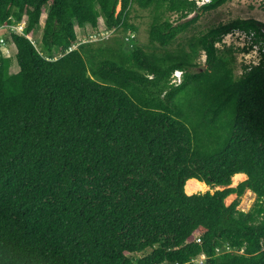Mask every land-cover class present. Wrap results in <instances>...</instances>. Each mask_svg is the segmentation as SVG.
Returning <instances> with one entry per match:
<instances>
[{
  "label": "trees",
  "instance_id": "obj_1",
  "mask_svg": "<svg viewBox=\"0 0 264 264\" xmlns=\"http://www.w3.org/2000/svg\"><path fill=\"white\" fill-rule=\"evenodd\" d=\"M230 1L0 0L16 47L0 53V264H264V22L182 38ZM236 31L261 52L240 75L219 47ZM191 179L223 189L189 195Z\"/></svg>",
  "mask_w": 264,
  "mask_h": 264
},
{
  "label": "rangeland",
  "instance_id": "obj_2",
  "mask_svg": "<svg viewBox=\"0 0 264 264\" xmlns=\"http://www.w3.org/2000/svg\"><path fill=\"white\" fill-rule=\"evenodd\" d=\"M204 1V0H200ZM198 7H201L202 5H197ZM120 6L117 7V12L119 11ZM197 21L193 23L186 31L182 34V38L190 37V36H200L204 33H206L209 29L218 26L219 24L228 23L235 19H256L258 21L264 22V0H234L227 2L223 4L221 7H219L217 10L214 11H207V12H200L196 14H192L188 17V19H192L193 17H196ZM45 14L41 18V25L39 27L38 32L34 35L33 40L36 45L38 44V40L41 39L42 32H43V26L45 23ZM171 22L176 25L179 21L177 19V16L174 14H171ZM130 23L136 26L137 31L133 32L134 36H136L137 41L142 44L148 43V27L150 23V17L149 12L145 10H141L139 8H134L133 12L131 13L130 17ZM18 26V25H17ZM22 27H24V22L20 24L18 27V31H22ZM13 30H16V28L11 27ZM99 30L106 29V26L103 23V20H99V27L97 28ZM77 34H78V40L79 42H87L91 40H98L102 36H104L101 32H94L91 28H76ZM97 31V30H96ZM128 34L127 36H129ZM112 37V36H111ZM110 37V38H111ZM0 38L6 39L7 43L4 42V44H0V53H4L5 56L11 57L12 59L14 54L16 53V47L13 42H11V30L10 29H1L0 27ZM224 40L226 42H222V44H219L220 49H223L224 47H232L234 51H236V64H235V74L240 75L242 73V65H249L250 61H254L253 59L247 60L244 57V51L242 50L244 47L247 48L249 45H251L248 42H245L243 38L238 37L237 31L234 33H230L227 36L224 37ZM225 43V44H223ZM12 47V51H8L7 48ZM239 50V52L237 51ZM259 51H257L255 54L250 56L251 58H258ZM205 54H201V59L199 63L201 64L202 68H204L205 63ZM260 58L258 59V61ZM18 67L15 63H13L11 67V72L16 73L18 71ZM174 84V83H173ZM246 175L244 177H238L235 179H232V187H237L238 184L242 183L246 180ZM223 187H211L209 186L208 189L202 190V191H196L194 193H204L207 191H210L214 193L216 190H222ZM188 194V193H187ZM236 199V195H231L226 199V204L230 205L234 200ZM256 200V196L253 192L247 190L243 197L240 199V205L238 207L241 211H248L254 204ZM150 250H147L145 253L139 254V255H145ZM205 256H199L195 259V262L197 264H202Z\"/></svg>",
  "mask_w": 264,
  "mask_h": 264
},
{
  "label": "built area",
  "instance_id": "obj_3",
  "mask_svg": "<svg viewBox=\"0 0 264 264\" xmlns=\"http://www.w3.org/2000/svg\"><path fill=\"white\" fill-rule=\"evenodd\" d=\"M190 1H194L197 5H204L205 3H207V2H209L211 0H204V1H200V0H190ZM19 26H20V24L18 26L13 27V28H16L18 30V27ZM22 30H23V27H22ZM237 35H238V37L240 36L241 38H243V40H244L245 37H247V35H245V34H243L241 32H238V31H237ZM224 41H226V40H224ZM4 42L5 41L3 39H0V44H4ZM248 43H250V42H248ZM257 51L260 52L259 47H257V46L256 47H253V50H250L247 54H244V57L247 60H249V58L250 59H253L254 61H250V62H253L254 64H256V63L259 62L258 59L261 58V52L259 53L258 58H251L250 56H252L253 54H255Z\"/></svg>",
  "mask_w": 264,
  "mask_h": 264
},
{
  "label": "bare ground",
  "instance_id": "obj_4",
  "mask_svg": "<svg viewBox=\"0 0 264 264\" xmlns=\"http://www.w3.org/2000/svg\"><path fill=\"white\" fill-rule=\"evenodd\" d=\"M238 177H244V174H237L233 177V179L238 178ZM208 188L209 186L206 183L197 181L196 179L189 180L185 186L186 193L188 194L194 193L196 191L206 190Z\"/></svg>",
  "mask_w": 264,
  "mask_h": 264
},
{
  "label": "crops",
  "instance_id": "obj_5",
  "mask_svg": "<svg viewBox=\"0 0 264 264\" xmlns=\"http://www.w3.org/2000/svg\"><path fill=\"white\" fill-rule=\"evenodd\" d=\"M7 50L11 52L12 51V47L10 46V48H7Z\"/></svg>",
  "mask_w": 264,
  "mask_h": 264
},
{
  "label": "water",
  "instance_id": "obj_6",
  "mask_svg": "<svg viewBox=\"0 0 264 264\" xmlns=\"http://www.w3.org/2000/svg\"><path fill=\"white\" fill-rule=\"evenodd\" d=\"M198 181V180H197ZM185 191H186V189H185ZM190 195V194H189Z\"/></svg>",
  "mask_w": 264,
  "mask_h": 264
},
{
  "label": "clouds",
  "instance_id": "obj_7",
  "mask_svg": "<svg viewBox=\"0 0 264 264\" xmlns=\"http://www.w3.org/2000/svg\"><path fill=\"white\" fill-rule=\"evenodd\" d=\"M209 2H210V1H209ZM202 256H203V255H202ZM202 256H201V257H202Z\"/></svg>",
  "mask_w": 264,
  "mask_h": 264
}]
</instances>
